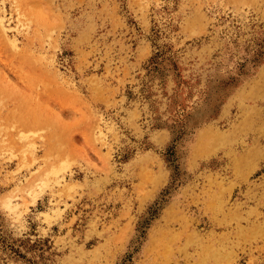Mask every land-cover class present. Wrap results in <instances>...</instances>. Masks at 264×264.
I'll return each mask as SVG.
<instances>
[{
  "label": "rangeland",
  "instance_id": "1",
  "mask_svg": "<svg viewBox=\"0 0 264 264\" xmlns=\"http://www.w3.org/2000/svg\"><path fill=\"white\" fill-rule=\"evenodd\" d=\"M0 15V264H264V0Z\"/></svg>",
  "mask_w": 264,
  "mask_h": 264
},
{
  "label": "bare ground",
  "instance_id": "2",
  "mask_svg": "<svg viewBox=\"0 0 264 264\" xmlns=\"http://www.w3.org/2000/svg\"><path fill=\"white\" fill-rule=\"evenodd\" d=\"M0 16H2V15H0ZM4 22H5V21H4ZM0 26L3 27V29L5 30L6 27L4 28L3 18H2V17H0ZM11 36H12V35H11ZM11 36H10V37H11ZM7 37H8V36H7ZM8 39L11 40V41H16V37H15V36H14L13 38H11V39H10V38H8ZM13 43H14V42H12V44H13ZM14 45H16V44H14ZM6 205L9 206V207H11V206H10L11 204H10L9 200L6 201Z\"/></svg>",
  "mask_w": 264,
  "mask_h": 264
}]
</instances>
